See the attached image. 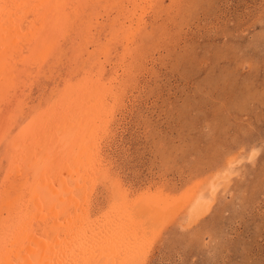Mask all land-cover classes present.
Segmentation results:
<instances>
[{
  "label": "rangeland",
  "instance_id": "obj_1",
  "mask_svg": "<svg viewBox=\"0 0 264 264\" xmlns=\"http://www.w3.org/2000/svg\"><path fill=\"white\" fill-rule=\"evenodd\" d=\"M9 1L0 18H13L23 46H13L14 69L0 70V209L34 197L41 207L64 176L78 182L80 137L87 175L99 177L73 200L93 244L115 227L104 249L119 264H264V0ZM83 105L94 123L71 137ZM30 140L41 143L28 159ZM138 208L147 230L144 219L132 226Z\"/></svg>",
  "mask_w": 264,
  "mask_h": 264
},
{
  "label": "bare ground",
  "instance_id": "obj_2",
  "mask_svg": "<svg viewBox=\"0 0 264 264\" xmlns=\"http://www.w3.org/2000/svg\"><path fill=\"white\" fill-rule=\"evenodd\" d=\"M9 1V0H8ZM17 1V0H16ZM24 0H19L18 4L16 5V3L14 4V6H22ZM30 3H34L35 1L33 0H28ZM63 1V0H62ZM62 1L60 3H62ZM10 2V1H9ZM57 2V1H55ZM53 2V3H55ZM65 2V1H64ZM14 3V2H13ZM36 3V2H35ZM47 3V2H45ZM49 3V2H48ZM52 3V1H51ZM148 3V2H147ZM4 4V3H3ZM6 4V3H5ZM25 4V3H24ZM28 4V3H27ZM141 4V3H140ZM38 5V3L36 4ZM66 5V4H65ZM145 5V4H144ZM5 6V5H3ZM3 11L7 10L5 8L7 7H3ZM40 6V4H39ZM142 6V7H141ZM13 7V6H12ZM55 7V5H54ZM53 7V8H54ZM60 7V6H59ZM145 7V6H144ZM143 5L141 4L140 6H136L135 4V11H141L139 10L140 8H144ZM9 8V7H8ZM43 9V8H41ZM52 9V8H51ZM67 9V8H66ZM39 10V9H38ZM37 10V11H38ZM1 11V12H3ZM34 11V10H33ZM53 11V10H52ZM61 11V10H60ZM11 12V10H10ZM51 12V11H50ZM18 13V12H16ZM41 13V12H39ZM5 14V13H4ZM23 14V13H22ZM9 15V14H7ZM46 15V14H45ZM12 16V14L10 15V17ZM31 16V15H30ZM29 16V17H30ZM3 18H7V17H3ZM10 19V18H9ZM27 19V18H26ZM0 20H2L0 18ZM17 20V19H16ZM15 20V21H16ZM29 20V19H28ZM56 20V19H54ZM59 20V19H58ZM25 21V20H24ZM1 25H0V70L3 72L7 71V70H12L14 69V67L16 66L15 61L11 62L13 60V58H15V54L18 50H16V52H13V46H17L14 45L17 41V37H15V34H12V32H14V28L16 26H14V24H16V22H13V18L10 19L7 22H5V19L0 21ZM14 23V24H13ZM24 25H26V22ZM29 24V23H28ZM27 24V25H28ZM48 24H50L48 22ZM47 24V25H48ZM45 25V24H44ZM14 26V27H13ZM21 26V25H20ZM38 26H41L40 24ZM51 26V25H50ZM83 26V25H82ZM81 27V26H80ZM18 29V28H17ZM24 29V28H23ZM12 32H9L11 31ZM21 30V29H20ZM26 30V29H25ZM17 32V31H16ZM14 32V33H16ZM26 33V32H25ZM23 33H21L22 35ZM37 34V33H36ZM24 35V34H23ZM29 35V34H28ZM33 35V34H32ZM39 35V34H37ZM25 37V36H24ZM23 38V37H22ZM27 38V40L25 41V44L30 43L31 39L27 36L25 37V39ZM24 39V40H25ZM33 39V38H32ZM40 39V38H39ZM88 39V38H87ZM106 39V38H105ZM35 40V39H34ZM43 40V39H42ZM44 42V41H43ZM41 42V43H43ZM23 43V42H22ZM36 43V42H35ZM79 43V42H78ZM31 44V43H30ZM80 44V43H79ZM22 45V44H20ZM28 45V44H27ZM42 45V44H41ZM23 46V45H22ZM22 46H17L21 47ZM26 48V47H25ZM24 48V49H25ZM38 48V47H37ZM40 48V47H39ZM44 48V47H43ZM35 49V48H34ZM7 50L10 52H12L13 54L9 55L7 54ZM30 50V49H29ZM72 50V49H71ZM21 53L22 51L19 50ZM38 51V50H36ZM43 52V50H42ZM28 54V53H26ZM19 55V54H18ZM17 55V56H18ZM21 55V54H20ZM19 55V56H20ZM39 55V54H38ZM37 55V56H38ZM72 55V54H71ZM104 55V54H103ZM16 56V57H17ZM36 57V56H35ZM72 58V57H71ZM120 58V57H119ZM25 64V63H24ZM20 65V64H19ZM23 65V64H22ZM56 65V64H55ZM87 65V64H86ZM3 66V67H2ZM82 66V65H81ZM34 67V66H32ZM83 69V68H82ZM81 69V70H82ZM33 70V69H32ZM16 72V71H15ZM35 72V71H34ZM84 72V71H83ZM10 73H13L12 71H10ZM59 73V72H58ZM8 74V73H7ZM6 74V75H7ZM29 74V73H28ZM3 75V74H2ZM16 76H18V74H16ZM0 77L1 74H0ZM40 77V76H39ZM52 77V76H51ZM20 78V77H19ZM32 78V77H31ZM9 79V78H8ZM39 80V79H38ZM1 81V79H0ZM7 81V80H6ZM15 81V80H14ZM4 82V81H3ZM2 83V82H1ZM94 83V82H93ZM6 84V83H4ZM54 84V83H53ZM92 84V83H91ZM8 85V83H7ZM70 85V84H69ZM1 87V86H0ZM30 87V86H29ZM2 88V87H1ZM71 89V88H69ZM112 89V88H111ZM72 90V89H71ZM87 90V89H86ZM105 92L107 90H104ZM89 92V91H88ZM102 93V92H101ZM104 93V92H103ZM55 94V93H54ZM106 94V93H105ZM65 95V93H64ZM69 95V92H67V96ZM106 95H110L106 94ZM2 97L4 96V94L1 95ZM6 96V95H5ZM84 96V95H83ZM105 96V95H103ZM54 97V96H53ZM88 97V95H87ZM98 97V96H97ZM64 98V97H63ZM67 99V97H65ZM73 98V97H72ZM85 98V97H84ZM94 98V97H93ZM101 98V97H98ZM65 99V100H66ZM75 99V98H74ZM89 99V98H88ZM107 99V98H106ZM105 100V99H104ZM23 101V100H22ZM46 101V100H45ZM92 101V100H91ZM101 101V100H100ZM29 102V101H28ZM54 102V101H53ZM65 103V102H64ZM68 103V102H67ZM102 103V102H101ZM95 104V103H94ZM51 105V104H50ZM96 105V104H95ZM84 106V105H83ZM94 106V105H93ZM98 106V105H97ZM100 106V105H99ZM20 107V106H19ZM106 107V106H105ZM87 108H91V107H87ZM94 108V107H93ZM82 110L79 111V109L77 110L78 113L76 112V117L80 116L78 119L76 120V124L74 126V129H71L69 124L70 123H66V127L69 130V128L72 130L73 135L71 137H76V134L80 131H82L83 129H81L82 125L84 127V123L86 122V124L90 123L93 125V123L90 121V119L93 120L94 118V111L92 110V115H89V112H87L85 110V106L83 108H81ZM105 109V108H104ZM85 110V111H84ZM101 110V109H100ZM96 111V110H95ZM41 113V112H40ZM98 113V112H97ZM72 114V113H71ZM89 115V116H88ZM96 115V114H95ZM55 117V116H54ZM93 117V118H92ZM58 119V118H57ZM89 121V122H88ZM58 122V121H57ZM68 122V121H67ZM75 122V121H72ZM26 124V123H25ZM12 125V124H11ZM29 125V124H28ZM64 126V127H65ZM95 126V125H94ZM93 126V127H94ZM77 127V128H76ZM92 126H90L91 128ZM62 128V126H61ZM89 128V126L87 127ZM85 128V129H87ZM89 128V129H90ZM56 129V128H54ZM63 130V129H62ZM65 130V129H64ZM52 131V130H51ZM60 131V130H59ZM85 132V130H84ZM83 132V133H84ZM90 132V131H89ZM49 133V132H48ZM62 133V132H61ZM60 133V134H61ZM69 133V132H68ZM50 134V133H49ZM70 134V133H69ZM68 134V135H69ZM42 135V134H39ZM39 135L37 137H39ZM51 135V134H50ZM49 135V138H51V136ZM59 135V134H58ZM45 136V135H44ZM70 136V135H69ZM83 136V134H82ZM47 137V136H46ZM65 137V135H64ZM84 137V136H83ZM88 137V134H87ZM85 138V137H84ZM34 139V138H33ZM36 139V138H35ZM41 139V138H40ZM44 139V138H43ZM42 139V140H43ZM57 139L63 140L64 138L62 137H57ZM70 139V138H69ZM86 139V138H85ZM37 140V139H36ZM75 140H79V142L81 143V145L79 144V146L77 144H75V146L73 145L71 149H73L72 151L75 154V161H79L82 162L84 164V170L83 172L80 173V177L78 176L77 179H79L78 182H74L75 184H72L71 182H68L67 180H64L66 176H64L63 180L60 182L62 185L61 187L56 184V188L58 191H61V193L58 192V197L56 199H51L47 198L45 195L44 197H46L47 202H49V204H43L41 205V207H38L34 202H36V198H32L34 199L32 202L30 203L29 201H27V203L29 202L30 205L27 206L25 209L22 210H18L17 208L15 209V204L14 202H9L8 205H11L10 208H5V209H0V264H93V260L96 259L95 264H119L120 260H117L119 258L118 253L114 250L109 251V250H105L104 246L106 245V247L111 246L112 240L114 239V237L117 235V230H115V227H111V228H107L105 230L104 233H106L107 237H105V239L107 238V242H96V243H92L93 241L91 239L85 238V232L84 231V226L81 223V215L84 213L83 212V208L80 207L81 209H76L78 208V206L76 207V203L73 200V196L75 192H78L77 190H80V188L84 191L85 189L88 190V180H90L91 183L96 181V178L99 177V175H95L93 174V178L88 177L87 173L90 170V166H87L86 163V156H82V151H85L86 153V149L83 147L84 146V140L82 138H76ZM66 141V140H65ZM86 142V140H85ZM27 143V142H26ZM41 143V142H40ZM40 143H38V141H34L33 143L31 142V140L28 142V145L25 146L24 150L25 151V155L27 152V158L29 159L31 155L34 156L35 153H31L30 147L31 145L35 144L36 148H39ZM63 144H66V142H62ZM70 143V141H69ZM89 144V143H88ZM15 145H19V144H15ZM53 145V144H52ZM52 145H48L51 146ZM71 145V144H70ZM16 146V147H17ZM20 146V145H19ZM47 146V145H46ZM45 146V147H46ZM87 146V145H86ZM79 147V152L78 149ZM19 148V147H18ZM47 148V147H46ZM87 148V147H86ZM22 149V148H21ZM32 149V147H31ZM48 152H49V147L47 148ZM53 148H50V150ZM55 149V148H54ZM88 149H90V147H88ZM33 150V149H32ZM46 152V149H43ZM35 151V150H34ZM55 151V150H53ZM63 151H65L63 149ZM36 152V151H35ZM44 152V151H43ZM44 152V153H45ZM42 153V152H41ZM40 153V154H41ZM52 153V151H51ZM68 153V152H67ZM65 153V154H67ZM88 153V152H87ZM22 155V154H21ZM36 155V154H35ZM38 155V154H37ZM68 155V154H67ZM66 155V156H67ZM24 156V154H23ZM22 156V157H23ZM31 157V162H30V169H33L34 163L35 162H39V159H37L36 157ZM43 156V155H42ZM71 156H73L71 154ZM69 156V157H71ZM88 156V155H87ZM49 158V156H48ZM36 159V160H33ZM50 159V158H49ZM20 160V159H19ZM24 158L21 160L23 162ZM72 161V160H71ZM71 161L68 160V162L70 163ZM25 162V161H24ZM23 162V163H24ZM27 162V161H26ZM41 163V162H40ZM26 164V163H25ZM39 164V163H38ZM80 164V163H79ZM53 165V164H52ZM50 165V167L52 166ZM33 167V168H31ZM68 167V165H67ZM70 167V166H69ZM44 168V167H43ZM16 169V168H15ZM24 169V168H23ZM38 169V167H37ZM36 169V170H37ZM48 169V168H47ZM72 169V168H71ZM77 169V168H76ZM75 169V171H77ZM20 170V169H19ZM54 170V169H53ZM70 170V169H68ZM80 170V171H81ZM23 171V170H22ZM20 171V172H22ZM31 171V170H30ZM38 171V170H37ZM99 171V170H97ZM15 172V171H14ZM35 172V171H33ZM45 172V171H44ZM67 172V171H66ZM26 173V172H25ZM32 173V172H30ZM95 173V171H94ZM19 174V173H18ZM34 174V173H32ZM43 174V172H42ZM64 174V173H63ZM70 174V173H68ZM67 174V175H68ZM27 175V174H26ZM36 175V174H35ZM45 175V174H44ZM76 175V174H74ZM18 176V175H17ZM24 176V175H23ZM92 176V175H91ZM14 177V176H13ZM25 177V176H24ZM38 177V176H37ZM42 177V176H41ZM72 177V176H71ZM33 178V177H31ZM62 178V177H61ZM76 178V177H75ZM12 179V178H11ZM55 179V178H54ZM67 179V178H66ZM16 176L15 179H12L11 182L13 184L11 185H16ZM71 180V179H70ZM33 181V179H32ZM40 181V180H39ZM60 181V180H59ZM30 182V181H29ZM48 182V181H47ZM25 183V182H24ZM39 183V182H38ZM55 183V182H54ZM48 184V183H47ZM24 185H26L27 188H24V186H21V189L18 190L21 192H23L24 194H26L27 191V196L30 195V187L28 186L29 183H25ZM69 186V187H68ZM70 186L74 187L73 190L67 195V200L63 201L64 198V191L63 188L69 189ZM84 186H86L84 188ZM71 187V188H72ZM11 190H13V188H15V186H10L9 187ZM9 189V190H10ZM34 189V188H33ZM16 191V188L14 189ZM35 190V189H34ZM40 190V189H39ZM37 190V191H39ZM56 190V191H57ZM68 191V190H67ZM13 192V191H12ZM6 193V192H5ZM43 193H47L46 191H44ZM3 194V193H2ZM19 194V193H18ZM22 194V193H21ZM78 194V193H77ZM47 195V194H46ZM73 195V196H72ZM31 196V195H30ZM29 196V197H30ZM38 196V195H37ZM50 196V195H48ZM9 197V196H8ZM15 197V196H14ZM20 197V196H19ZM64 197V198H63ZM76 197V196H75ZM74 197V198H75ZM80 197V196H79ZM2 198V197H0ZM10 198V197H9ZM8 198V199H9ZM12 198V197H11ZM27 199H30L28 197H26ZM55 198V197H54ZM85 198V197H84ZM7 199V198H6ZM76 199V198H75ZM1 200V199H0ZM4 200V198H2V201ZM8 201V200H7ZM18 202V201H17ZM77 202V201H76ZM207 204L206 202L202 201H198V203L195 205L194 209V213L198 216H202L205 214V210L207 208ZM2 205V204H1ZM78 205V204H77ZM5 206V205H4ZM40 206V203H39ZM142 206V205H141ZM46 207H50V210H47ZM136 209V208H135ZM50 213H49V212ZM193 211V210H192ZM145 212L144 209L138 208L137 210L133 211L132 219L133 222L137 223L134 224L133 223V228H139L136 225H138V221L139 219H144L142 221V224H145L144 227L143 225L140 227L141 229H146L147 227V222L145 223ZM51 214V215H50ZM53 214V215H52ZM7 215V216H6ZM57 215V216H56ZM148 215V214H147ZM78 218V219H77ZM80 218V219H79ZM62 226V233H55V227L57 226V224H59ZM104 227V226H103ZM102 228V227H101ZM105 229V228H104ZM124 230V229H122ZM121 230V231H122ZM126 230V229H125ZM147 230V229H146ZM86 231V230H85ZM95 231V230H94ZM98 231V230H97ZM61 232V231H59ZM96 232V231H95ZM119 232V231H118ZM102 233V232H101ZM96 234V233H95ZM93 235V234H92ZM101 236V235H100ZM93 237V236H92ZM102 238V237H101ZM95 239V238H94ZM103 239V238H102ZM99 240V239H98ZM111 240V241H109ZM116 240V239H114ZM113 240V241H114ZM95 241V240H94ZM127 241V240H126ZM92 243V245H90ZM103 244V246H102ZM121 245V244H120ZM123 245V244H122ZM114 246V245H113ZM112 246V247H113ZM125 246V244H124ZM103 247V249H102ZM122 247V246H120ZM114 248V247H113ZM123 249V247H122ZM125 249V248H124ZM122 252V250H121ZM120 252V255H122ZM125 252V251H123ZM130 253V252H129ZM132 253V252H131ZM136 253V252H135ZM31 256H29V255ZM125 254V253H124ZM133 255V254H132ZM131 255V256H132ZM136 254H134L135 256ZM126 257V256H125ZM131 258V257H130ZM124 259V258H123ZM134 259V258H133ZM132 259V260H133ZM91 260V262H89ZM127 260V259H126ZM123 262V260L121 261ZM125 264H133V262H129V261H124ZM138 262V261H137ZM124 264V263H122Z\"/></svg>",
  "mask_w": 264,
  "mask_h": 264
}]
</instances>
